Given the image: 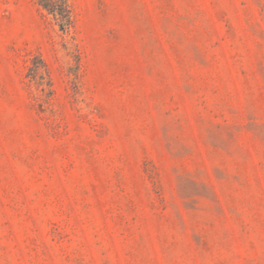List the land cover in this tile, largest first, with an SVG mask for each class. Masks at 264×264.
<instances>
[{"label": "rangeland", "instance_id": "374dc122", "mask_svg": "<svg viewBox=\"0 0 264 264\" xmlns=\"http://www.w3.org/2000/svg\"><path fill=\"white\" fill-rule=\"evenodd\" d=\"M67 1L0 0V264H264V0Z\"/></svg>", "mask_w": 264, "mask_h": 264}, {"label": "trees", "instance_id": "16d2710c", "mask_svg": "<svg viewBox=\"0 0 264 264\" xmlns=\"http://www.w3.org/2000/svg\"><path fill=\"white\" fill-rule=\"evenodd\" d=\"M39 5L60 22L62 30L71 27L72 12L67 0H41ZM41 67L40 65L30 67L29 72L32 78L39 76Z\"/></svg>", "mask_w": 264, "mask_h": 264}]
</instances>
